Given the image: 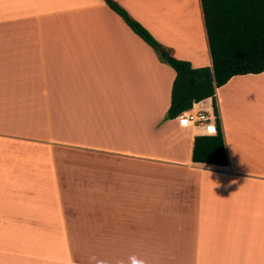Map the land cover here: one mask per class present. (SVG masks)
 Returning <instances> with one entry per match:
<instances>
[{"label":"crops","instance_id":"0c3cea01","mask_svg":"<svg viewBox=\"0 0 264 264\" xmlns=\"http://www.w3.org/2000/svg\"><path fill=\"white\" fill-rule=\"evenodd\" d=\"M115 1L213 66L201 0ZM175 78L105 0H0V120L32 106L66 150L0 145V264H264V73L217 90L228 166L193 162L212 98L166 119Z\"/></svg>","mask_w":264,"mask_h":264},{"label":"trees","instance_id":"16d2710c","mask_svg":"<svg viewBox=\"0 0 264 264\" xmlns=\"http://www.w3.org/2000/svg\"><path fill=\"white\" fill-rule=\"evenodd\" d=\"M105 1L176 72L166 119H177L195 104L213 99L217 133L195 138L193 162L228 166L216 94L235 76L264 73V0H201L213 59L212 67L203 68L177 59L115 0ZM162 49L169 52L166 58Z\"/></svg>","mask_w":264,"mask_h":264},{"label":"rangeland","instance_id":"374dc122","mask_svg":"<svg viewBox=\"0 0 264 264\" xmlns=\"http://www.w3.org/2000/svg\"><path fill=\"white\" fill-rule=\"evenodd\" d=\"M20 108H24L20 115H10L18 119L0 120V145L52 146L55 159L64 160L66 155L64 138L52 136L48 122L39 120L33 115L32 106H20ZM193 108H196L195 105ZM206 113L208 114L207 111ZM50 154L48 149L47 152L40 153L38 160H49Z\"/></svg>","mask_w":264,"mask_h":264},{"label":"built area","instance_id":"2783aa9c","mask_svg":"<svg viewBox=\"0 0 264 264\" xmlns=\"http://www.w3.org/2000/svg\"><path fill=\"white\" fill-rule=\"evenodd\" d=\"M180 124L184 127H200L207 125L212 119L205 110L193 108L179 117ZM217 133V132H216ZM216 133L214 135H216Z\"/></svg>","mask_w":264,"mask_h":264},{"label":"water","instance_id":"95a60500","mask_svg":"<svg viewBox=\"0 0 264 264\" xmlns=\"http://www.w3.org/2000/svg\"><path fill=\"white\" fill-rule=\"evenodd\" d=\"M169 55V52L168 51H166V50H161V56H162V58H166L167 56Z\"/></svg>","mask_w":264,"mask_h":264}]
</instances>
